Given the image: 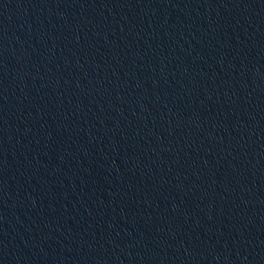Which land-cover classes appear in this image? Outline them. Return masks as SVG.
I'll return each instance as SVG.
<instances>
[{
	"label": "water",
	"instance_id": "1",
	"mask_svg": "<svg viewBox=\"0 0 264 264\" xmlns=\"http://www.w3.org/2000/svg\"><path fill=\"white\" fill-rule=\"evenodd\" d=\"M0 264H264V0H0Z\"/></svg>",
	"mask_w": 264,
	"mask_h": 264
}]
</instances>
